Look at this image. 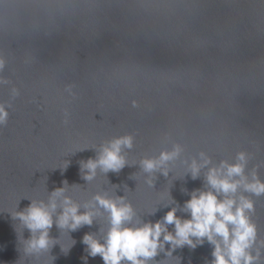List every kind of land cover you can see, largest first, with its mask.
<instances>
[{"label": "water", "instance_id": "water-1", "mask_svg": "<svg viewBox=\"0 0 264 264\" xmlns=\"http://www.w3.org/2000/svg\"><path fill=\"white\" fill-rule=\"evenodd\" d=\"M0 109V264H104L83 242L103 243L111 226L97 195L122 197L134 212L124 226L138 227L173 207L189 218L185 201L222 161L243 166L232 179L264 182V0H0ZM126 137L122 170L83 179L89 159ZM203 159L193 179L189 166ZM61 187L53 220L67 197L93 223H54L48 247L33 248L39 232L17 214ZM241 196L256 226L248 251L264 264V194L241 185ZM193 240L165 243L147 264H212L214 245Z\"/></svg>", "mask_w": 264, "mask_h": 264}, {"label": "clouds", "instance_id": "clouds-1", "mask_svg": "<svg viewBox=\"0 0 264 264\" xmlns=\"http://www.w3.org/2000/svg\"><path fill=\"white\" fill-rule=\"evenodd\" d=\"M6 116L7 113L0 109V122ZM131 146V139L127 137L111 142L108 147L103 148L98 159H89L84 164L87 172L83 179L91 180L97 167L105 173L122 170L126 166V160L121 155V149ZM175 155V152L162 153L159 160L145 159L141 161V166L145 172L151 173L161 169ZM210 163L209 159H203L202 162L193 160L189 166L191 177L199 178L201 169ZM242 173L241 164L229 165L222 161L218 167H209L205 175L207 190H193L190 199L183 205V211L189 214V218L178 217L177 208L173 207L162 221L146 222L138 227L124 226L133 220L134 212L130 204L123 202L122 197L114 200L97 195V204L109 213L111 226L103 243L91 234H86L83 242L88 246L89 254L93 257L99 254L104 264H121L122 261L147 264L165 243H170L173 247L187 244L194 248L196 244L193 238L200 243L207 238L214 245L212 264H253L258 259V254L253 257L248 249L256 240V226L245 214V210H251L253 204L243 196L237 202L234 194L241 185L245 191L256 195L264 194V182L257 179L253 183H246L243 178L232 179L242 177ZM164 175H167L166 170ZM63 192V187L57 188L53 190L49 203L33 201L24 212L17 214L31 232H39L38 238L31 242L33 248L48 247L49 230L54 223L58 228L73 231L93 223L95 213L87 209L81 212L80 206L67 197L63 200L62 211L53 220L57 209L56 198L62 196ZM168 225H174V234L168 231ZM162 235L163 241L160 239Z\"/></svg>", "mask_w": 264, "mask_h": 264}]
</instances>
